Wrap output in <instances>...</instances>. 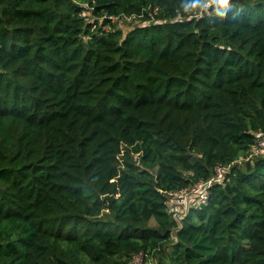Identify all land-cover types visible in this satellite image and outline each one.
<instances>
[{
	"label": "trees",
	"instance_id": "obj_1",
	"mask_svg": "<svg viewBox=\"0 0 264 264\" xmlns=\"http://www.w3.org/2000/svg\"><path fill=\"white\" fill-rule=\"evenodd\" d=\"M214 2L0 0V264H264V0Z\"/></svg>",
	"mask_w": 264,
	"mask_h": 264
},
{
	"label": "built area",
	"instance_id": "obj_2",
	"mask_svg": "<svg viewBox=\"0 0 264 264\" xmlns=\"http://www.w3.org/2000/svg\"><path fill=\"white\" fill-rule=\"evenodd\" d=\"M224 169H227V167H222V166H219L218 168H217V175L215 176V177H213L212 178V180H214V179H216V178H221L222 176H223V170ZM212 180L208 183V184H211V182H212ZM202 183V182H201ZM207 184V185H208ZM202 185L203 184H200L199 186H197V187H194V188H192L191 190H187L186 191V193L184 194V197L182 198V200H181V202L183 203V204H185L186 203V198L191 194V193H197V194H200V189H201V187H202ZM203 191V190H202ZM207 194V192H206V189L202 192V194H200V198L201 199H205V193ZM192 200V199H191ZM140 257V256H139ZM138 257V258H139Z\"/></svg>",
	"mask_w": 264,
	"mask_h": 264
},
{
	"label": "rangeland",
	"instance_id": "obj_3",
	"mask_svg": "<svg viewBox=\"0 0 264 264\" xmlns=\"http://www.w3.org/2000/svg\"><path fill=\"white\" fill-rule=\"evenodd\" d=\"M135 262H137V264H148L144 259H142V257H139Z\"/></svg>",
	"mask_w": 264,
	"mask_h": 264
},
{
	"label": "water",
	"instance_id": "obj_4",
	"mask_svg": "<svg viewBox=\"0 0 264 264\" xmlns=\"http://www.w3.org/2000/svg\"><path fill=\"white\" fill-rule=\"evenodd\" d=\"M219 0H215L214 4L212 6H217Z\"/></svg>",
	"mask_w": 264,
	"mask_h": 264
}]
</instances>
